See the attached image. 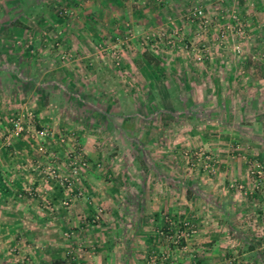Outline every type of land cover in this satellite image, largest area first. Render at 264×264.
<instances>
[{"label":"rangeland","instance_id":"obj_1","mask_svg":"<svg viewBox=\"0 0 264 264\" xmlns=\"http://www.w3.org/2000/svg\"><path fill=\"white\" fill-rule=\"evenodd\" d=\"M0 146L54 189L27 198L79 205L64 237L110 223L133 264H201L220 233L264 264V0H0Z\"/></svg>","mask_w":264,"mask_h":264},{"label":"crops","instance_id":"obj_2","mask_svg":"<svg viewBox=\"0 0 264 264\" xmlns=\"http://www.w3.org/2000/svg\"><path fill=\"white\" fill-rule=\"evenodd\" d=\"M23 59L19 52L12 55V61H16L17 65L23 63ZM18 166L17 159L0 146V264H65L64 259H67L65 254L73 251V247L69 245L78 241L83 245H91L84 253H96L93 257L94 264L136 262L134 255L141 250L137 245L131 244L133 242L131 240L136 236L130 233L122 235V231L116 227H108L111 226L110 223L107 226L97 225L95 228H89L72 239L64 237L63 230L79 224L77 216L80 212L79 205L76 204L72 210H65L55 202L43 206L35 199L27 198L26 195L30 194L29 188L47 190L46 195H50L54 189L50 185H42L44 182L38 174L34 178L21 174L16 169ZM193 206V210L196 211V206ZM199 221L203 229L205 221L200 219ZM227 239L220 233L212 235L209 232L203 237L199 235L196 238L198 242L213 240V244L210 249H206V246L196 248L203 252L193 255L201 264H226L227 254L222 253L221 244L218 242ZM123 241L128 245H124Z\"/></svg>","mask_w":264,"mask_h":264},{"label":"built area","instance_id":"obj_3","mask_svg":"<svg viewBox=\"0 0 264 264\" xmlns=\"http://www.w3.org/2000/svg\"><path fill=\"white\" fill-rule=\"evenodd\" d=\"M22 129H23V126L21 125V121L19 120V118L17 120L13 121V123H12L13 134L18 135ZM43 132L44 131L41 129L40 131H38V134H43ZM258 173H259V171H258ZM64 235L68 236L69 235L68 231H64ZM162 261H163V259H162ZM162 261L160 262V264H164ZM73 264H88V263L82 262L80 260H76L73 262ZM149 264H159V263L157 262V260L155 258L154 260L150 261ZM192 264H196V263L193 262Z\"/></svg>","mask_w":264,"mask_h":264},{"label":"trees","instance_id":"obj_4","mask_svg":"<svg viewBox=\"0 0 264 264\" xmlns=\"http://www.w3.org/2000/svg\"><path fill=\"white\" fill-rule=\"evenodd\" d=\"M16 22H18V21H16ZM18 25H20V26H24L22 23H20V22H18Z\"/></svg>","mask_w":264,"mask_h":264}]
</instances>
